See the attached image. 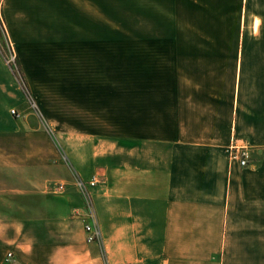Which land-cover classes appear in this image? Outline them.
<instances>
[{
  "label": "crops",
  "instance_id": "obj_1",
  "mask_svg": "<svg viewBox=\"0 0 264 264\" xmlns=\"http://www.w3.org/2000/svg\"><path fill=\"white\" fill-rule=\"evenodd\" d=\"M0 15L42 123L11 114L26 97L0 50V264H104L72 216L76 176L99 181L110 264H264V0H0Z\"/></svg>",
  "mask_w": 264,
  "mask_h": 264
},
{
  "label": "built area",
  "instance_id": "obj_2",
  "mask_svg": "<svg viewBox=\"0 0 264 264\" xmlns=\"http://www.w3.org/2000/svg\"><path fill=\"white\" fill-rule=\"evenodd\" d=\"M1 25L2 30L5 31L6 28L3 21ZM14 60L15 57L11 54V58L9 59L11 67L15 64ZM12 114L17 113L15 110H12ZM229 155L232 159L237 160L241 167H246L252 160V147L247 143L237 145L233 142L229 146ZM74 183L81 196L82 207L80 209H75L72 216L82 224L86 242L97 245L100 249L104 264H110L106 257L103 233L92 194V189L98 185L99 181L96 177H93L90 180H84L81 177L76 176ZM66 186V182H58L55 186V191L57 193H64L66 191ZM11 257L12 254L9 253L7 260L11 259Z\"/></svg>",
  "mask_w": 264,
  "mask_h": 264
},
{
  "label": "rangeland",
  "instance_id": "obj_3",
  "mask_svg": "<svg viewBox=\"0 0 264 264\" xmlns=\"http://www.w3.org/2000/svg\"><path fill=\"white\" fill-rule=\"evenodd\" d=\"M158 20H159V17H158ZM2 21H3V19L0 15V50L2 52V55L4 57V60L7 64V66L9 67V69L13 73L17 83L19 84V88L23 91V93L26 97V104H25V107H23V110H24L23 113H20L17 110L18 108L13 109L16 111L17 114H12V111H10V112L13 116H15L18 119L24 118L25 115L28 116V120H27V124L25 125V129H29L30 127H33V126L42 127L41 126L42 123H41L38 115L36 114L37 107H35L36 106L35 105L36 104L35 103V97L33 95V92L31 90V87L29 85L27 77L25 75H23V73H22V69H21V66L19 63V57H18L17 49L15 47V44L12 42V40L9 36L7 27L5 26V28H6L5 31L2 30V25H1ZM3 23H4V21H3ZM136 23L137 22H136L135 12H129L128 29H127V33L129 35L137 34ZM4 25H5V23H4ZM141 25H143L142 21L140 22V29H139L140 34H145V33H147V31H149V32L154 31L153 34H167V32H168L167 28L157 27L156 29H151V28H147V27H142ZM243 31H244V29H243ZM231 32L232 31H229L228 34H233ZM186 34H189V33L187 32ZM11 54H12V56L15 57V60H14L15 64L13 67H11V65L9 64V59L11 58ZM48 130H49V132H53L49 128H48ZM52 146L54 147L53 144H52ZM62 166H61V168L63 169V174L60 176V178H63V180H66L68 174L71 171V167H69L66 164V162H63ZM53 191H54V188L52 189V192ZM71 220L73 221L74 219H71ZM76 226L79 228V225L76 224Z\"/></svg>",
  "mask_w": 264,
  "mask_h": 264
}]
</instances>
